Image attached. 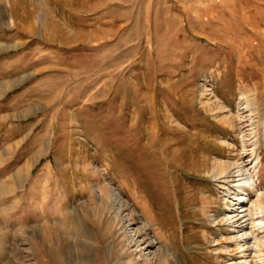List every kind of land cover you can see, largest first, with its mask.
<instances>
[{"label": "rangeland", "instance_id": "obj_1", "mask_svg": "<svg viewBox=\"0 0 264 264\" xmlns=\"http://www.w3.org/2000/svg\"><path fill=\"white\" fill-rule=\"evenodd\" d=\"M240 166L264 196V0H0V264H264Z\"/></svg>", "mask_w": 264, "mask_h": 264}, {"label": "bare ground", "instance_id": "obj_2", "mask_svg": "<svg viewBox=\"0 0 264 264\" xmlns=\"http://www.w3.org/2000/svg\"><path fill=\"white\" fill-rule=\"evenodd\" d=\"M251 169H252V167H251ZM252 172H254V171H252ZM224 176H226L225 178L227 180L230 179L231 177H238L236 182H235V185L233 186V187L236 188L235 189L236 190L235 193L237 194L236 202L237 201L238 202L235 203V205L229 210V212L227 213V217L234 218V219H239V221H240V225L238 227L239 228V232H240L239 234H240V238H242L241 241H247V242H245L246 243V248H248L250 250L253 249L254 251L257 250L258 247H260V248L262 247L264 249V236L261 237L260 242H258L259 239H257L258 240L257 241L256 238H254V240H252L253 239V238H251V233L252 232H249L250 230L249 231L247 230V227H248L249 223L250 224L253 223L252 212L249 209L250 207L246 208V205H247V203L249 201V197H250V194L246 192L248 188H250V189L252 188L253 193L256 194V197H257L256 201L258 202V204H259L258 206H259V209H260V211H259V213H260L259 215L260 216L257 217L259 219L258 224L261 226V228L264 229V206L262 205L263 204L262 203V201H263L262 197H264V196H263V194H262V192L260 190L261 188L258 186L256 179L254 177H252L250 175V173H248V170H245L242 167L239 168V170H237L233 175L230 172H227L226 175H224ZM223 179H224V177H223ZM236 228H237V226H236ZM249 240L250 241L252 240L251 245L249 243ZM242 247L243 246L241 245L240 249ZM263 255H264V252H263V254L261 256H263ZM258 257H260V256H258ZM250 258H251V256H250ZM260 261H261V259H260ZM251 262H252V260L248 261L247 264H252Z\"/></svg>", "mask_w": 264, "mask_h": 264}]
</instances>
